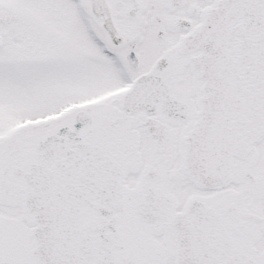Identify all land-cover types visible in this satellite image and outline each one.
Returning <instances> with one entry per match:
<instances>
[{
    "label": "snow or ice",
    "instance_id": "6c2138e0",
    "mask_svg": "<svg viewBox=\"0 0 264 264\" xmlns=\"http://www.w3.org/2000/svg\"><path fill=\"white\" fill-rule=\"evenodd\" d=\"M0 264H264V0H0Z\"/></svg>",
    "mask_w": 264,
    "mask_h": 264
}]
</instances>
